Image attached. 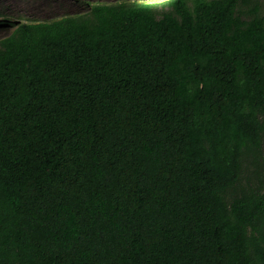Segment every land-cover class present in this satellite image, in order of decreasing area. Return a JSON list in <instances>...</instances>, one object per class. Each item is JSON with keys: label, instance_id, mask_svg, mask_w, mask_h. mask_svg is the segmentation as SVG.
<instances>
[{"label": "trees", "instance_id": "trees-1", "mask_svg": "<svg viewBox=\"0 0 264 264\" xmlns=\"http://www.w3.org/2000/svg\"><path fill=\"white\" fill-rule=\"evenodd\" d=\"M88 4L0 15V264H264V14Z\"/></svg>", "mask_w": 264, "mask_h": 264}, {"label": "rangeland", "instance_id": "rangeland-1", "mask_svg": "<svg viewBox=\"0 0 264 264\" xmlns=\"http://www.w3.org/2000/svg\"><path fill=\"white\" fill-rule=\"evenodd\" d=\"M135 0H0L1 16H9L19 22L29 20H53L67 14H77L87 11L89 2H119ZM149 1L156 4L157 10L162 13L170 9L166 0H136ZM87 2V3H86ZM88 4V5H87ZM257 6L264 14V0H250L247 4L242 0V7L248 9ZM9 28H0V38L10 33Z\"/></svg>", "mask_w": 264, "mask_h": 264}, {"label": "clouds", "instance_id": "clouds-1", "mask_svg": "<svg viewBox=\"0 0 264 264\" xmlns=\"http://www.w3.org/2000/svg\"><path fill=\"white\" fill-rule=\"evenodd\" d=\"M9 17V16H8ZM12 19H14V18H12ZM15 20V19H14Z\"/></svg>", "mask_w": 264, "mask_h": 264}]
</instances>
